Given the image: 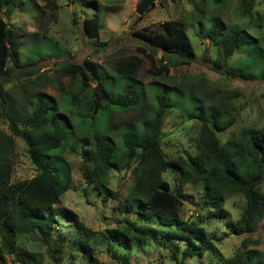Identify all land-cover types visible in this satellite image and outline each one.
Wrapping results in <instances>:
<instances>
[{
    "label": "trees",
    "instance_id": "1",
    "mask_svg": "<svg viewBox=\"0 0 264 264\" xmlns=\"http://www.w3.org/2000/svg\"><path fill=\"white\" fill-rule=\"evenodd\" d=\"M46 1L56 6L57 0ZM71 2L81 5L87 31L97 35L99 15L91 13L90 7L97 6L98 1ZM226 2L208 0L217 10L212 13L206 34L217 47L213 65L226 76L264 80V11L255 16L253 0H241L240 15L248 18L247 24L241 25L222 18ZM24 3L25 0H0V81L20 66L19 34L6 17ZM153 5L154 2L150 7ZM159 26L153 33L137 32L147 42L139 49L152 64L148 71L169 85L138 79L136 74L143 58L129 55L113 62L109 72L90 58H84L83 63L62 64L79 82L72 88H61V106L55 98L37 91L30 99L22 97L17 108L0 91V264L6 254L13 255L18 264H42L37 252L18 249L19 237L26 235L40 239L56 264H74L77 260L79 264L97 263L91 244L95 232L60 201L71 181L70 164L64 153L76 145L82 148L83 177L99 193L115 197L108 187L110 171L135 167L134 182L117 207L121 212L135 211L147 224L142 226L133 220L123 230L108 229L104 238L112 257L127 264L125 256L112 246L114 241L121 247H129L132 240L142 244L146 239L167 245L165 239L169 238L168 241L177 239L181 243V257L177 256V249L167 245L177 264H183L186 258L199 262L207 259V264H264V246L258 239L245 236L228 256L214 244V240L221 241L229 234L225 229L236 235L250 234L264 219V120L261 126H244L235 137L220 140L218 133L229 129L236 120L227 100L234 91L210 83L202 74H170L190 63L196 54L186 20H163ZM254 26L262 28V33L253 34L249 28ZM49 49L53 53L50 56L57 53L54 45H49ZM157 49L162 52L159 58L154 57ZM40 52L39 47L32 45L30 59L40 56ZM234 54L237 57L229 62ZM93 78L98 83L95 87L90 85ZM147 99L152 106L146 107ZM136 107L145 108L136 121H113L116 110ZM101 114L109 119L107 132H92L91 127ZM164 115L180 118L177 128L185 121L198 123L193 153L176 157L164 154L160 131ZM3 121L11 133L2 129ZM13 135L25 142L35 166L36 174L29 179H12ZM167 171L176 176L175 187L163 177ZM191 181L202 183L208 191L203 205L211 216L224 221L221 236L207 232L203 217L180 216V191ZM236 192L244 196L245 205L236 220L229 221L225 196Z\"/></svg>",
    "mask_w": 264,
    "mask_h": 264
},
{
    "label": "rangeland",
    "instance_id": "2",
    "mask_svg": "<svg viewBox=\"0 0 264 264\" xmlns=\"http://www.w3.org/2000/svg\"><path fill=\"white\" fill-rule=\"evenodd\" d=\"M97 6H91L90 12L99 15V29L97 35H90L85 27V17L79 3L71 0H57L56 6L47 3L46 0H25L22 8H16L7 16V22L17 30L19 34V57L20 66L15 67L10 76L0 81V91L5 92V97L12 100L17 108H20V99H30L32 93L41 91L57 100L59 106L63 103L61 88H72L78 84L77 77L67 72L62 64L83 63L84 58H90L108 72L110 66L117 59L129 55H138L143 58L141 67L136 77L143 82L158 80L161 83L170 84L163 78L153 75L148 70L152 64L141 50V45H147L137 32L150 33L160 29V22L168 19L186 20L191 43L195 51V58L188 64L180 65L171 73L191 75L202 74L210 83L233 90L231 98L232 112L236 114L234 124L225 131L218 133L220 140L235 137L239 130L248 125L261 126L264 120V80L246 79L240 76H226L215 68L213 61L216 56L217 47L214 46L206 36L211 23L212 13L217 10L210 6L208 0H153L154 5L148 7L143 13L135 12V6L139 0H97ZM253 11L255 16H260L264 11V0H253ZM241 0H227L221 16L225 21L237 22L246 25L247 17L240 15ZM202 10L199 11L197 8ZM89 12V13H90ZM253 34L262 33V28L254 26L249 28ZM57 48L55 55L49 49V45ZM32 45L39 47L40 56L30 59ZM162 52L157 49L155 58H159ZM238 54H234L229 62H232ZM28 62V63H27ZM191 81L198 82L196 78ZM90 85H98L95 78ZM146 107L152 106L147 99ZM62 110L68 113L63 107ZM145 111V108H132L128 110H116L113 121L118 123L125 120L136 121ZM180 118L171 115L170 118L163 116L160 131L162 133V149L167 157H176L185 152H194L195 136L198 123L185 121L181 128H177L176 122ZM108 117L101 114L92 125V132L106 133ZM1 127L7 133H11L6 122ZM14 137V151L11 156L13 166V180L29 179L36 174L34 164L31 162L26 151L25 142L18 136ZM89 145H87L88 147ZM82 148L68 147L64 153L70 164L71 181L69 188L61 196V204L78 213L80 219L95 233L91 239L94 243L93 257L97 263L94 264H124L121 259L112 257L107 250V242L104 233L108 229L123 230L128 227L129 221H137L140 225L147 222L135 211L121 212L117 203L129 192L135 174L134 165L124 167L120 171L111 170L109 173L108 187L115 194L99 193L93 184H88L82 174ZM172 187L177 185L176 176L168 171L163 174ZM264 191V183L262 184ZM181 192L182 205L179 214L183 219H198L203 217L207 232H215L221 236V228L224 221L218 220L209 214V210L203 205L209 193L204 189L202 183L191 181L186 184ZM245 198L241 193H231L225 196V208L228 210L229 221H235ZM152 224H156L155 221ZM167 230L165 226L161 227ZM221 241L214 240L217 248L225 255L232 254L240 246V241L245 236L258 239L260 246H264V219H262L255 230L250 234L236 235L231 230ZM54 234L56 232L54 231ZM169 239V238H168ZM165 243L171 248L177 249V256L181 257V243L177 239H171ZM18 249L37 252L42 258V264H56L53 262L51 252L46 245L32 235L19 237ZM167 245H158L152 240L146 239L144 243L137 244L131 241L129 247H121L114 241L112 246L120 254H123L127 264H177L172 258L171 251ZM3 264H18L13 255H5ZM66 264V263H63ZM74 264H79L77 260ZM183 264H207V259L199 262L193 258L184 259Z\"/></svg>",
    "mask_w": 264,
    "mask_h": 264
},
{
    "label": "water",
    "instance_id": "3",
    "mask_svg": "<svg viewBox=\"0 0 264 264\" xmlns=\"http://www.w3.org/2000/svg\"><path fill=\"white\" fill-rule=\"evenodd\" d=\"M153 0H139L135 6V12L138 14L143 13L151 4ZM97 90H99L97 88Z\"/></svg>",
    "mask_w": 264,
    "mask_h": 264
}]
</instances>
